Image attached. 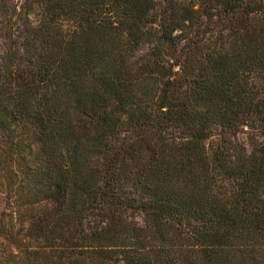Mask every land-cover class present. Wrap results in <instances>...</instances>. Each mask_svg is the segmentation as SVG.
<instances>
[{
  "label": "trees",
  "instance_id": "trees-1",
  "mask_svg": "<svg viewBox=\"0 0 264 264\" xmlns=\"http://www.w3.org/2000/svg\"><path fill=\"white\" fill-rule=\"evenodd\" d=\"M0 264H264V0H0Z\"/></svg>",
  "mask_w": 264,
  "mask_h": 264
},
{
  "label": "rangeland",
  "instance_id": "rangeland-1",
  "mask_svg": "<svg viewBox=\"0 0 264 264\" xmlns=\"http://www.w3.org/2000/svg\"><path fill=\"white\" fill-rule=\"evenodd\" d=\"M238 137L243 140V141H246V138H245V133L244 132H241L238 134ZM140 219V218H139Z\"/></svg>",
  "mask_w": 264,
  "mask_h": 264
}]
</instances>
